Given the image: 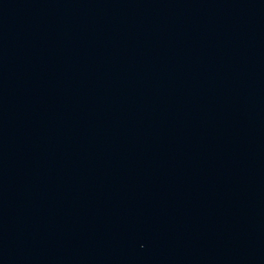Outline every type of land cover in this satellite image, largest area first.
Instances as JSON below:
<instances>
[{"label": "water", "instance_id": "1", "mask_svg": "<svg viewBox=\"0 0 264 264\" xmlns=\"http://www.w3.org/2000/svg\"><path fill=\"white\" fill-rule=\"evenodd\" d=\"M0 264H264V0H0Z\"/></svg>", "mask_w": 264, "mask_h": 264}]
</instances>
